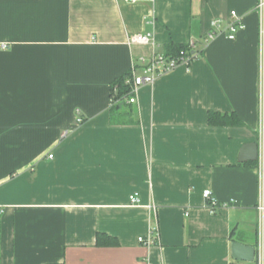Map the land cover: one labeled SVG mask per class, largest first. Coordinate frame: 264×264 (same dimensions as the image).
Masks as SVG:
<instances>
[{"label":"crops","instance_id":"0c3cea01","mask_svg":"<svg viewBox=\"0 0 264 264\" xmlns=\"http://www.w3.org/2000/svg\"><path fill=\"white\" fill-rule=\"evenodd\" d=\"M258 1L0 0V264H257L232 243L257 247L264 198ZM233 10L246 29L205 44ZM140 33L153 44H129ZM191 40L197 59L111 112L115 80Z\"/></svg>","mask_w":264,"mask_h":264},{"label":"built area","instance_id":"2783aa9c","mask_svg":"<svg viewBox=\"0 0 264 264\" xmlns=\"http://www.w3.org/2000/svg\"><path fill=\"white\" fill-rule=\"evenodd\" d=\"M129 3H136L139 0H124ZM257 12L260 16V35H261V66H264V0H259L257 4ZM230 19L227 20L225 26H223L222 19H215L212 21L211 26L213 30H210L206 37L204 38V43L208 44L210 41L215 39L219 35H226L227 38L234 40L237 37V34L241 30H245L247 25L244 21V18L238 14L237 11L233 10L230 13ZM129 44H141L148 45L153 44L152 36L150 33H140L134 34L129 37ZM7 45L0 43V49H6ZM199 54L196 51V43L191 40L188 43V49L182 50L179 54L171 56L165 53H154L149 57L141 58V67L140 72L133 68L131 72V77L128 78L127 82L130 84V93L127 96L126 100L130 104H135L137 102V96L139 90L145 85L154 84L155 81L161 76L175 70L177 67L184 65L189 66L195 59H197ZM116 91V89H115ZM261 124H260V142H264V90L261 95ZM78 123L83 122V118L78 116ZM50 158H53V154H49ZM260 168V178H261V191L263 194L264 191V165L261 164ZM203 197L207 203V208L212 212H215V209L218 206V200L213 195V192L210 189H205L203 192ZM264 198L261 196V201L258 205L260 212V223L258 228V243L256 247V263L264 264ZM131 204L140 205L141 199L137 194H131L130 196ZM149 209L157 212L158 208L156 206H148ZM158 233V226H155L150 231V236L146 239L143 237L139 238L140 242H144L146 245H153L157 242V238H154L153 235Z\"/></svg>","mask_w":264,"mask_h":264},{"label":"trees","instance_id":"16d2710c","mask_svg":"<svg viewBox=\"0 0 264 264\" xmlns=\"http://www.w3.org/2000/svg\"><path fill=\"white\" fill-rule=\"evenodd\" d=\"M188 49L187 43H170L167 46L166 54L167 55H177L182 50ZM131 77V73H127L117 80H115L111 86L112 90V105H111V112H115L117 109H119L122 106H126L128 103L126 98L130 93V84L127 82L128 78ZM116 89V91H115ZM209 122L213 125H228V124H234L239 125L241 124L240 118L235 115H229L227 113L223 114L220 112H210L209 113ZM97 244L99 246H115L118 244L117 240L107 234L99 233L97 236ZM49 264H63V263H49Z\"/></svg>","mask_w":264,"mask_h":264},{"label":"water","instance_id":"95a60500","mask_svg":"<svg viewBox=\"0 0 264 264\" xmlns=\"http://www.w3.org/2000/svg\"><path fill=\"white\" fill-rule=\"evenodd\" d=\"M259 156L258 143H250L242 148L241 161L256 160ZM232 256L239 261H254L256 256V248L254 246L244 245L234 241L232 243Z\"/></svg>","mask_w":264,"mask_h":264}]
</instances>
